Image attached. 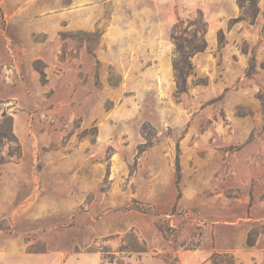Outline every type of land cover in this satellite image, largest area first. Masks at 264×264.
<instances>
[{"label": "rangeland", "instance_id": "374dc122", "mask_svg": "<svg viewBox=\"0 0 264 264\" xmlns=\"http://www.w3.org/2000/svg\"><path fill=\"white\" fill-rule=\"evenodd\" d=\"M5 118L0 264L264 258V0H0Z\"/></svg>", "mask_w": 264, "mask_h": 264}, {"label": "trees", "instance_id": "16d2710c", "mask_svg": "<svg viewBox=\"0 0 264 264\" xmlns=\"http://www.w3.org/2000/svg\"><path fill=\"white\" fill-rule=\"evenodd\" d=\"M190 25L193 26L191 30L182 29L179 32H175L171 35L175 46V52L177 57L174 62V69L176 72L177 81L184 84L186 76L191 74L193 65L190 58L197 52L202 51L206 46V41L204 35L206 33L205 23L202 19H195L190 22ZM8 118L3 120V130L0 129V143L1 139L5 138L8 140H13V134L10 129V121ZM6 130L4 131V129ZM225 228L224 224L218 225V230L220 236H217L214 241L217 243L218 247L223 243L224 238L221 237V232ZM218 233V234H219ZM230 248L221 247L219 251H213L210 255V259L213 264H235V258L229 253ZM103 251V250H102ZM219 257V261H217ZM218 262V263H217Z\"/></svg>", "mask_w": 264, "mask_h": 264}, {"label": "crops", "instance_id": "0c3cea01", "mask_svg": "<svg viewBox=\"0 0 264 264\" xmlns=\"http://www.w3.org/2000/svg\"><path fill=\"white\" fill-rule=\"evenodd\" d=\"M259 258H252L248 257L246 262L244 264H264V258L262 260H259L261 262H258ZM72 261L69 259L67 260V264H70ZM76 264H94L92 260H84V259H75Z\"/></svg>", "mask_w": 264, "mask_h": 264}]
</instances>
